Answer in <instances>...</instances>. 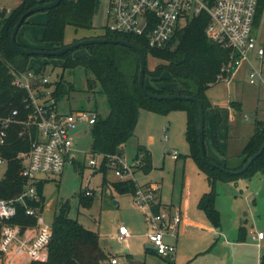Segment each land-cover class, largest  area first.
<instances>
[{
  "label": "trees",
  "instance_id": "1",
  "mask_svg": "<svg viewBox=\"0 0 264 264\" xmlns=\"http://www.w3.org/2000/svg\"><path fill=\"white\" fill-rule=\"evenodd\" d=\"M51 0H20L19 4L8 13L0 11V118H6L11 111L19 112L18 118L23 120L26 111L24 109L27 92L16 87L13 83L15 72L27 71L31 57H56L41 55H23L17 53L10 44L12 28L19 17L29 8L43 4ZM211 5L215 0H206ZM96 0H61L58 5L46 11L47 18L43 24L41 43L49 45L47 48L18 45L34 50L54 51L65 47L64 36L66 26H71L75 31L89 30L92 28ZM261 14V7L256 15V24ZM209 15L201 11L197 16L187 21L184 27L179 28L169 44L165 48H151L142 39L134 36L114 33L105 28L104 32L96 37L115 39L132 43L139 47L146 58L151 56L158 63L153 70L145 65L143 88L149 93L160 95H182L199 99L205 112L206 108L212 107L206 96V90L218 82L217 77L221 74L223 66L229 62V50L212 42L205 35V28ZM25 20L22 22L25 23ZM21 24V25H22ZM81 40V39H79ZM78 40H74L76 42ZM73 42V43H74ZM87 54L74 56L73 50L57 56L62 61L61 67L65 69L83 68L91 74L87 80L86 91L99 86V92L104 95L108 105V115H97L95 123L90 130L91 144L89 154L100 157V165L97 171L102 173V186L105 182L106 164L113 156L121 155L122 146L133 135L140 109L152 113L166 115L173 111L185 113V140L189 147L188 157L194 162L196 168L205 176L208 191L203 193L197 202V207L204 212L214 228L219 227V212L214 206L215 185L217 182H236L240 178L248 179L255 173L264 170V148L262 152L241 174L230 173L240 169L247 159L256 153L264 141V121L256 120L252 135L243 145L241 151L235 156H224L222 162L212 160L206 155L208 161L220 165L230 172H223L211 167L202 160L198 136V114L195 103L180 100H156L145 96L138 85L139 57L131 48L111 43H93L82 46ZM44 66L39 68L41 74ZM233 69L223 72L224 77H230ZM166 74V76L164 75ZM152 82H163L160 88H153L146 84L145 78ZM53 90L51 96L58 100L62 95L73 90V85L60 79L51 82ZM177 84V88L166 86ZM49 86V85H47ZM234 103V102H233ZM96 111V110H95ZM215 124L221 118L219 109L215 107ZM97 112V111H96ZM17 119V120H19ZM20 121V120H19ZM23 125L17 122L9 123L6 129L5 144L0 148V155L6 159V169L3 179L0 180V199L10 200L19 197L24 191V180L19 176L22 164V155L29 150L30 141L34 137H20L19 132ZM33 134V133H32ZM204 140V132H203ZM135 158L138 159V169L147 174L151 169L150 152L143 146L136 148ZM73 167L80 173L85 166L75 161ZM44 182L37 185L38 201L25 197L24 204H16V216L10 223L22 227L35 225V217L25 214V208H37L42 211L45 198L43 196ZM110 187L118 194H133L136 190L135 181L131 178L115 180ZM80 206L88 208L93 198L85 196L83 191L78 193ZM160 204L152 206L156 212ZM70 210L69 201H62L51 222V237L47 245V258L44 261H34L30 264H109L108 255L99 245L97 232L85 228L76 219L68 216ZM245 228H238V239L244 240ZM259 264H264V254L259 258Z\"/></svg>",
  "mask_w": 264,
  "mask_h": 264
},
{
  "label": "rangeland",
  "instance_id": "2",
  "mask_svg": "<svg viewBox=\"0 0 264 264\" xmlns=\"http://www.w3.org/2000/svg\"><path fill=\"white\" fill-rule=\"evenodd\" d=\"M19 2L20 0H0V11L8 13ZM106 7L107 0H96L92 28L89 30L75 31L73 27L66 26L64 44L71 45L74 40L101 35L108 24ZM37 15H42L41 21L32 23V18ZM46 18L45 10L30 14L18 29L17 42L24 38L31 44L30 46L47 48L45 43L40 42ZM255 35L257 45L264 47V5ZM86 54L87 51L83 47L73 50L74 56ZM248 58L250 64L256 67L254 54ZM157 63L156 59L147 57L146 66L149 70H153ZM61 64L62 61L57 57H31L28 63L31 71H38L44 66L42 73L50 82L59 80L62 74L63 80L73 85L72 91L56 101L61 111L85 108L96 110L100 117H106L109 109L104 95L99 92L98 84L92 92L86 91L87 80L91 79V74L86 73L81 67L63 70ZM250 64L242 63L229 79L219 80L206 90L212 107L206 108L204 112V148L206 155L212 160L218 161L217 159L222 158L224 153L225 156H231L240 152L248 137L252 135L256 120L264 121V84L248 82ZM145 82L153 88L164 85L162 81L152 82L147 77ZM215 107L220 110L222 118L217 125ZM185 122L186 116L182 111L167 116L140 109L133 135L126 141L121 156L106 164L103 186L101 185L103 175L97 171L101 159L99 156L95 158L97 168L92 169L87 164L92 157L89 154L91 137L88 132L85 135L81 133L78 127L77 149L84 153H79L77 157L85 164V168L79 173L73 165L67 164L62 175L43 177L46 179L43 196L45 202L49 203V206L44 203V208L39 212L44 223L50 226L58 205L68 200L69 218L78 220L89 230L98 229L101 244L118 252L116 255L118 264H129L131 261L156 264L158 257L153 252L144 250L145 241L141 240L139 234L142 231L140 226L145 225L140 219L142 210L147 213V208L136 207L129 194H118L110 187L113 180H118L114 175V169H117L120 160L123 166L131 169L133 174L131 178L136 182V187L147 186L149 182L158 183L161 204H172L173 209L178 207L183 213V206H186V203L185 210L189 220L196 223L205 222L208 227H213L204 212L196 205L198 197L208 190V186L205 176L187 156L189 147L184 134ZM137 144L143 145L150 152L151 169L147 174L138 169V159L135 158ZM173 151L178 154L177 160L170 157ZM212 152L216 159L211 157ZM80 189H83V193L91 190L93 200L88 208H83L79 204L77 195ZM215 192L214 206L219 212V227L215 229L220 231L219 240H228L230 245L228 251L232 261L228 260L226 264H258L259 256L264 253V239L256 238L258 232L264 234V171H259L248 179L240 178L236 182H217ZM53 203L56 204L51 209ZM134 209L140 217L135 214ZM135 218H138L137 221ZM121 224L125 225L131 234L129 239L127 238L128 247H125L128 250L127 255L118 250L119 243L110 237L116 234ZM240 225L245 228V238L242 241L238 239ZM194 226L196 225L190 226L185 237L180 235L181 230L176 232L178 248L183 243L181 248L185 252L189 248L192 251L196 250L200 244L206 249L182 264H209L202 257H208L209 253L215 251L216 237L211 235V232ZM161 262L165 263L162 260Z\"/></svg>",
  "mask_w": 264,
  "mask_h": 264
},
{
  "label": "built area",
  "instance_id": "3",
  "mask_svg": "<svg viewBox=\"0 0 264 264\" xmlns=\"http://www.w3.org/2000/svg\"><path fill=\"white\" fill-rule=\"evenodd\" d=\"M264 0H215L208 5L206 0H107L106 29L111 32L134 36L142 39L151 48H165L175 32L185 26L187 21L201 11L209 15L205 28L206 37L221 47L229 50V62L221 69L217 80L229 79L223 72L233 69L242 63L250 64L249 56L254 54L257 66L250 64L248 82L264 84V47L256 42V15ZM261 15V14H260ZM233 74V73H232ZM14 85L27 92L23 120L19 119L16 110L6 118H0V148L5 144L6 129L9 123H20L23 129L20 137H34L29 150L22 155L19 176L24 180V191L19 197L10 200L0 199V264H30L44 261L47 258V245L51 237V225H46L37 208H25V214L35 217V225L22 227L10 223L16 216V204H24L25 197L38 201L37 185L46 181L45 176H60L67 164L75 161L85 164L77 157L84 153L77 149V133L84 135L97 119L95 110L78 108L63 112L51 96L53 84L47 76L36 71L15 72L12 70ZM49 85V86H47ZM19 119V120H17ZM33 133V134H32ZM113 156L111 161L117 159ZM97 156H92L87 164L97 168ZM178 158L176 152L171 153ZM7 161L0 155V180L4 177ZM131 169L123 166L119 160L114 175L118 180L131 178ZM157 187L153 184L137 187L132 194L136 207L147 208L146 238L155 253L168 261L172 260L175 244L166 241L165 237L176 238V228L181 221L178 210L171 211L159 208L152 211L157 202ZM91 196V191H84ZM129 236L125 226H119L116 239L123 241ZM264 234L258 232L256 238L261 240ZM109 264H116L109 259ZM169 264V263H166Z\"/></svg>",
  "mask_w": 264,
  "mask_h": 264
},
{
  "label": "crops",
  "instance_id": "4",
  "mask_svg": "<svg viewBox=\"0 0 264 264\" xmlns=\"http://www.w3.org/2000/svg\"><path fill=\"white\" fill-rule=\"evenodd\" d=\"M44 16V15H43ZM41 19H42V15H37V16H35V17H33L32 18V23H35V21H37V20H39V21H41ZM19 43L20 44H23V45H26V46H30L31 44L29 43V42H27V40L26 39H22V41H19ZM47 47H49L48 45H46ZM31 47H33V46H31ZM233 74H235V73H233ZM232 74V75H233ZM231 75V76H232ZM166 86H169V87H172V88H177L178 87V85L177 84H169V85H167L166 84ZM174 112H176V111H173V112H170V113H168L167 114V116H169V114H171V113H174ZM215 113V112H214ZM219 114H220V117H221V112H220V110H219ZM229 117H231V115L229 114ZM222 119V118H221ZM230 120H232V118H230ZM249 138V137H248ZM248 140V139H247ZM246 140V141H247ZM138 145H140V144H137V146ZM124 146H125V144L122 146V152H123V148H124ZM243 147V146H242ZM137 148V147H136ZM242 149V148H241ZM241 151V150H240ZM213 153V152H212ZM239 153V152H238ZM237 153V154H238ZM237 154H233V155H231V156H235V155H237ZM188 155V154H187ZM224 156H225V153L223 154ZM224 156L222 157V158H220V159H217L218 160V162H222L223 160L222 159H224ZM170 157H171V155H170ZM211 157H214L215 159L217 158L216 157V155L213 153V154H211ZM227 157H230V156H227ZM172 158V157H171ZM173 159V158H172ZM178 159V158H177ZM177 159H173V160H177ZM199 171V170H198ZM83 172V171H82ZM200 172V171H199ZM80 173V172H79ZM132 176H133V174H132ZM131 176V177H132ZM132 179V178H131ZM206 179V178H205ZM113 181H115V180H113ZM207 181V180H206ZM102 182V181H101ZM136 183V182H135ZM149 184H153V185H155L156 187H157V202L161 205L160 207L161 208H167V209H170L171 211H175V210H178V212L180 213V215H181V221H180V223L177 225V228H176V232H179L180 230V235L182 236V237H185V235H186V233H187V231H188V229L189 228H191L193 225H196V226H198V227H200V228H202V229H204V230H206V232H211V235L213 234V236H215L216 237V244H215V251L214 252H211V253H209V255H208V257H202V259H204V261L205 262H207V263H209V264H219V263H221V264H226V262L228 261V260H231L232 261V259H231V256H230V254H229V247H230V245L228 244V240H219V236H220V231H216V229L215 228H213V227H208L207 226V224H205V222H200V223H196V222H192L191 220H189L188 218H187V215H186V206H187V204L185 203V205L186 206H183V213H181L180 212V209L177 207V208H175V209H173V205L172 204H161L160 203V200H159V197H160V195L158 196V191H159V185H158V183H150L149 182ZM148 184V185H149ZM102 185V184H101ZM137 186H139V185H137ZM141 186V185H140ZM207 186H208V184H207ZM208 189H209V187H208ZM81 190V189H80ZM83 190V189H82ZM91 191V190H90ZM208 191V190H207ZM207 191H205V192H207ZM205 192H203V193H205ZM202 193V194H203ZM201 194V195H202ZM131 197H132V194H129ZM201 195H200V197H201ZM200 197H198V200H199V198ZM198 200H197V202H198ZM132 203H133V201H132ZM45 204H48V206H49V203H46L45 202ZM56 204V203H55ZM55 204L53 203L52 204V206L50 207L51 209H53V207L55 206ZM196 205H197V203H196ZM134 211H135V209H134ZM146 211H143L142 210V215H141V217H140V215L138 214V212H137V210L135 211V214L137 215V216H139L140 217V219H141V221L143 222V223H145V225H142V226H140V228H141V230L142 231H140V236L142 237L141 238V240H143V241H145V243H144V245H143V248H144V250L145 251H150V252H153L155 255H156V257H158V260H157V262H156V264H162V262H161V260L163 261V262H165V263H169V264H176V261H177V263L178 264H182L185 260H187V259H189V260H192L194 257H195V255H197L198 253H201V252H203V250H205L206 248L204 247V246H202L201 244L198 246V248L196 249V250H194V251H192V249L191 248H189V249H187L186 250V252L184 251V249H182L181 248V246H182V244L183 243H181L180 244V247L178 248V245H177V240H178V238L176 237V238H172V237H165V240L166 241H169V242H171V243H173V244H175V246H176V252H175V255H174V257H173V259L172 260H170V261H168L167 259H163V258H161V257H159L156 253H155V251L154 250H151V249H148L147 248V244H148V242H147V238H146V231H147V222H146V219H145V213ZM137 219L138 218H135V221H137ZM203 220V219H202ZM204 221V220H203ZM119 226H125V225H123V224H121V225H119ZM118 226V227H119ZM191 226V227H190ZM196 226H194V227H196ZM241 226V225H240ZM126 227V226H125ZM127 228V227H126ZM239 228V227H238ZM117 230H118V228H117ZM127 230H128V228H127ZM92 231H95V230H92ZM95 232H97V234H98V237H99V245L101 246V248L104 250V252L105 253H107V255H108V260L109 259H115L116 260V255L118 254V252L117 251H115L112 247H108V246H103L102 244H101V236H100V234H99V230L97 229ZM128 232H129V236L131 235L130 234V231L128 230ZM193 232V231H192ZM191 232V233H192ZM177 234V233H176ZM116 235H117V231H116V234L114 235V236H110L111 237V239L114 241V242H116V243H119V246H118V250L119 251H122L124 254H125V252L127 251V254H128V250H127V248H125L127 245H128V239H129V236L125 239V240H123V241H118L117 239H116ZM218 235V236H217ZM262 239H264V236H263V238ZM128 247V246H127ZM221 247V248H220ZM262 254H264V253H262ZM261 254V255H262ZM260 255V256H261ZM260 256H259V258H260ZM259 258H258V264H259ZM142 264L141 262H139V261H131V262H129V264ZM165 263H163V264H165ZM233 263H235L234 261H233ZM116 264H118V262H117V260H116Z\"/></svg>",
  "mask_w": 264,
  "mask_h": 264
},
{
  "label": "water",
  "instance_id": "5",
  "mask_svg": "<svg viewBox=\"0 0 264 264\" xmlns=\"http://www.w3.org/2000/svg\"><path fill=\"white\" fill-rule=\"evenodd\" d=\"M60 1L61 0H51V1L45 2L43 4L35 5L31 8H29L28 10H26L19 17V19L16 21V23L14 24V26L12 28V31L10 34V44H11L12 48L17 53H20L23 55H28V56L41 55V56H56V57L66 53L68 51H71L75 48L86 46V45L93 44V43L120 44V45H123V46H126V47L133 49L138 54V57H139L138 85H139V88L141 89L142 93L145 96L152 98V99H156V100H180V101H192L193 103H195L196 108H197V114H198L197 136H198L199 150H200L202 160L206 161L207 164L211 167L217 168L223 172H230V171L223 169L217 163H214L212 161H208L206 159L204 140H203L204 110H203V106H202L201 102L199 101V99H197L195 97H187V96H182V95H160V94H155V93H149V92L144 90L143 82H144V69H145V65H146V58H145L143 51L139 47H137L136 45L129 43V42H126V41L115 40V39H104V38L81 39V40L74 42L71 45H66L65 47L59 48V49L54 50V51L28 49V48L22 47V46L17 44L16 35H17L19 27L21 26V24L25 20V18H27L30 14H32L34 12L44 11V10H47L51 7H54V6L58 5ZM263 148H264V141L261 144L258 151L256 153H254L253 155H251L247 159L245 164L240 169H238L237 171H234V172H230V173L241 174L252 163V161L262 152ZM263 171L264 170H262V172ZM147 248L153 250V247L150 244H147ZM125 254L127 255V251L125 252Z\"/></svg>",
  "mask_w": 264,
  "mask_h": 264
}]
</instances>
